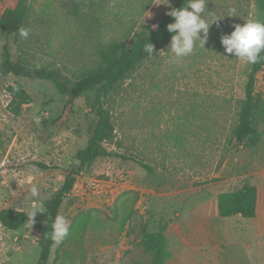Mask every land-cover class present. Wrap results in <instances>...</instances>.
Masks as SVG:
<instances>
[{
	"label": "rangeland",
	"instance_id": "1",
	"mask_svg": "<svg viewBox=\"0 0 264 264\" xmlns=\"http://www.w3.org/2000/svg\"><path fill=\"white\" fill-rule=\"evenodd\" d=\"M17 1L0 0V13ZM27 1L29 35L9 39L14 58L60 68L73 79L95 65L101 47L129 42L146 24L156 27L176 2L78 0L75 10L70 0ZM233 8L237 16H227ZM206 10L224 17L210 26L205 49L177 61L169 43L107 102L116 127L107 149L129 159L101 157L77 176L59 212L69 235L54 246L49 264H150L141 240L162 228L173 253L167 264H264V116L257 120V146L233 138L251 64L220 43L235 24L263 22L264 10L258 0H207ZM7 40L0 26V60ZM256 76L264 99V66ZM16 83L32 97L18 115L8 108L7 87ZM94 96L88 91L67 105L68 96L50 80L14 74L0 80V210L31 215L44 208L42 198L79 163ZM246 182L258 187L256 217H220L217 195ZM44 224L41 212L18 230L0 223V264H36Z\"/></svg>",
	"mask_w": 264,
	"mask_h": 264
},
{
	"label": "trees",
	"instance_id": "2",
	"mask_svg": "<svg viewBox=\"0 0 264 264\" xmlns=\"http://www.w3.org/2000/svg\"><path fill=\"white\" fill-rule=\"evenodd\" d=\"M176 2L162 15L156 27L146 24L141 31L135 32L132 39L112 41L101 47L98 59L94 66L81 73L79 78L68 77L60 68L47 66H31L22 57L14 58L9 39L16 37L20 29H24L29 18V5L27 0H18L14 6H8L0 13V26L5 31L8 39L3 45L0 60V80L14 74L20 77H29L54 82L59 93L68 96L67 105L73 104L76 99L88 91H95L93 99L88 101L91 112L94 114L89 125V138L87 145L76 153L78 164L66 174L62 186L42 198L45 208L44 225L40 229V253L36 264H49L50 255L55 244L51 238L52 222L59 214L60 208L67 199L77 182V176L98 158L118 156L129 159L107 149L106 143L113 142L116 136V127L113 115L107 102L118 92L120 84L135 68L151 56L144 51V46L150 43L154 46L155 53L167 47L173 33L168 32L167 24L174 22V18L166 13L171 8H180L188 0H175ZM260 9L264 10V0H258ZM76 10L78 0H70ZM264 22V21H263ZM264 66V53L258 63L251 64L248 81L238 113L237 123L233 129V138L241 143L248 140L252 146H257L261 140V133L257 127V120L264 116V99L256 91L258 73ZM10 94L9 110L18 115L20 111L31 104L32 97L19 83L9 85ZM142 166H148L140 162ZM258 187L246 182L241 187L217 195V211L222 218L240 215L242 218L252 219L257 215ZM31 221L30 214L24 210L4 208L0 210V223L7 229L18 230L26 222ZM141 244L144 251L150 255V264H167L173 253L169 246V239L162 228L156 232L146 233ZM60 245V244H59Z\"/></svg>",
	"mask_w": 264,
	"mask_h": 264
},
{
	"label": "clouds",
	"instance_id": "3",
	"mask_svg": "<svg viewBox=\"0 0 264 264\" xmlns=\"http://www.w3.org/2000/svg\"><path fill=\"white\" fill-rule=\"evenodd\" d=\"M159 4H168V0H162ZM207 0H188L187 4L180 8H171L166 14L174 18V22L167 24V30L173 33L170 40V51L175 60L184 58L194 52L197 47L205 49L204 45L208 39L209 28L212 24L219 25L223 17L216 16L206 10ZM227 16H237L236 9H230ZM203 33V36H201ZM20 36L27 38L29 32L27 29H20ZM199 42V43H197ZM220 43L225 53L232 54L235 58L243 60L248 64L258 63L261 54L264 53V22L256 19L245 21L234 25V31L231 34H225L220 37ZM144 51L154 55V46L147 43ZM224 56V55H223ZM38 189L35 186L31 188V195L38 196ZM37 212L45 213L41 206H36L30 215L33 223V217ZM70 225L64 215H57L52 222L51 240L59 245L69 235Z\"/></svg>",
	"mask_w": 264,
	"mask_h": 264
}]
</instances>
